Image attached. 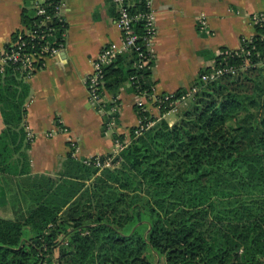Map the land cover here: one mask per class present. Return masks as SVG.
<instances>
[{"label": "trees", "instance_id": "obj_1", "mask_svg": "<svg viewBox=\"0 0 264 264\" xmlns=\"http://www.w3.org/2000/svg\"><path fill=\"white\" fill-rule=\"evenodd\" d=\"M129 1L132 15L148 12V0ZM41 18L23 17L26 25ZM53 27L60 40L66 24L54 17ZM134 28L144 49L146 20ZM243 44L214 65L248 58L250 67L210 82L200 74L213 66L202 70L174 124L135 104L140 118L157 123L138 136L129 129L114 167L75 162L60 182L30 184L27 214L0 218V264H264V40ZM139 59L133 49L106 64V92L116 97L127 83L134 93L152 92V68L135 66ZM19 77L11 68L0 75V107L11 125L28 95Z\"/></svg>", "mask_w": 264, "mask_h": 264}, {"label": "crops", "instance_id": "obj_2", "mask_svg": "<svg viewBox=\"0 0 264 264\" xmlns=\"http://www.w3.org/2000/svg\"><path fill=\"white\" fill-rule=\"evenodd\" d=\"M61 1L66 24L63 48L48 56L30 78L19 77L28 90L19 123L7 124L0 107V218L26 215L30 184L60 182L65 171H74L75 162L113 152L115 136L139 123L138 96L130 83L117 93L114 130L107 129L86 85L103 48L111 43L123 47L116 9L109 0ZM151 2L156 25L152 81L157 94L192 87L200 72L214 65L220 50H238L243 38L256 34L250 16L264 11V0ZM25 13H35L33 1L0 0V49L24 29ZM148 107L153 116H161L151 102ZM26 127L34 134L32 140Z\"/></svg>", "mask_w": 264, "mask_h": 264}, {"label": "built area", "instance_id": "obj_3", "mask_svg": "<svg viewBox=\"0 0 264 264\" xmlns=\"http://www.w3.org/2000/svg\"><path fill=\"white\" fill-rule=\"evenodd\" d=\"M113 2L115 3L117 10L116 20L121 26L123 33V47L118 48L116 44H107L95 62L94 72L88 76L86 80V85L92 102L98 106L103 115L110 116V119L106 123L108 130H114L118 126L119 103L116 97H106L108 92H106L105 89V74L103 67L112 62V60L119 54H124L134 49L139 52L140 57L139 60L134 62V65L138 68H152L150 64L151 59L153 58L152 42L156 33L155 12L151 0L147 1L148 12L137 15H132L130 11L131 3L129 0H113ZM49 6H53V14L48 12ZM33 9L35 14L37 16H42V18L33 25L25 24L24 29L21 30L5 47L0 49V75H4L7 72V69L11 68L15 72H18L22 78L28 79L44 65V60L48 56L56 55L63 48L65 30L62 34V38L58 40L55 38V28H50V24L54 20V17H56L59 22L65 24V18L62 14V1L57 0L53 2L52 0H33ZM139 18L146 20L147 34L144 36V49H142L141 45L137 44L139 35L135 32L134 28L135 21ZM250 20L256 28V34L254 36L259 35L264 40V11L252 14ZM203 25L206 26L205 21H203ZM253 37L243 38L240 48L243 49V47L247 45L243 44V41H252ZM234 51L237 50L223 49L217 53L216 57L220 55L233 56ZM249 54L250 50H247V55ZM249 67L250 61L246 58L240 64L223 66L213 65L210 72H204L200 74V77L203 82H210L224 76L236 75L245 71ZM197 89L198 86L194 85L187 91V93L177 97L174 92L157 94L153 88L152 92L144 91L142 93H135L138 96L136 105L139 106L142 111L149 112L150 114L151 112L148 107V103L150 102L158 108L163 107L172 110L173 108H178V106L192 95V93L196 92ZM107 106L109 108H107ZM153 123L154 121L139 117V123L135 126L134 135L138 136L142 134L145 130L149 129ZM26 128L28 130L29 140H32L34 134L28 127ZM117 135H119V133ZM130 140L131 133L129 132L125 134L123 140L117 136L115 138V148L113 152L104 158L101 155H95L85 158L83 161L85 164L95 165L101 169L114 167L120 161L118 160L115 162L114 160L128 145Z\"/></svg>", "mask_w": 264, "mask_h": 264}, {"label": "rangeland", "instance_id": "obj_4", "mask_svg": "<svg viewBox=\"0 0 264 264\" xmlns=\"http://www.w3.org/2000/svg\"><path fill=\"white\" fill-rule=\"evenodd\" d=\"M39 1H42V0H39ZM188 102V99H186L183 103H181L178 108H173L172 110L169 109V111H167L166 113L161 114L160 117H157V118H162L164 117L165 114H168L166 119L167 121L172 125L174 124L179 118L180 116L183 114L182 113V108L184 105H186V103ZM158 108V107H157ZM163 108V107H162ZM162 108H158L159 111H161ZM164 109V108H163ZM165 118V117H164ZM157 122H154L152 126L156 125ZM158 264H163V262H159Z\"/></svg>", "mask_w": 264, "mask_h": 264}, {"label": "water", "instance_id": "obj_5", "mask_svg": "<svg viewBox=\"0 0 264 264\" xmlns=\"http://www.w3.org/2000/svg\"><path fill=\"white\" fill-rule=\"evenodd\" d=\"M159 263V258H157V261H156V263L155 264H158Z\"/></svg>", "mask_w": 264, "mask_h": 264}]
</instances>
